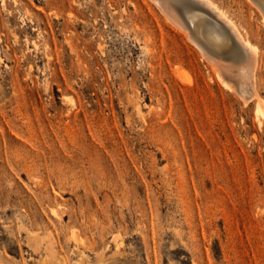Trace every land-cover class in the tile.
Returning a JSON list of instances; mask_svg holds the SVG:
<instances>
[{"label": "rangeland", "instance_id": "obj_1", "mask_svg": "<svg viewBox=\"0 0 264 264\" xmlns=\"http://www.w3.org/2000/svg\"><path fill=\"white\" fill-rule=\"evenodd\" d=\"M214 1L264 97V0ZM188 38L154 0H0V264H264V118Z\"/></svg>", "mask_w": 264, "mask_h": 264}, {"label": "bare ground", "instance_id": "obj_2", "mask_svg": "<svg viewBox=\"0 0 264 264\" xmlns=\"http://www.w3.org/2000/svg\"><path fill=\"white\" fill-rule=\"evenodd\" d=\"M199 1L206 4L213 12H215L217 17L223 21L227 28L235 35L236 39L239 41L238 43H240L243 49L242 59H238L237 61L231 63L219 59L218 55L217 57L214 56V53L212 54L210 52L207 43L200 39V37L196 34L197 32L194 31L193 24L189 22L185 16L181 15L179 11L172 9L166 0H154L163 13H165L167 19L169 18L174 25L185 31L186 35L196 44V46L200 48L208 61L210 60L211 64H214L217 75L225 86L237 91L245 101L250 100L252 97L257 99L256 114L258 118H264V97L260 95L257 89L256 70L259 63L258 47L254 45L244 34L237 21L234 20V18H232L229 13L217 2L214 0ZM203 20L204 22L202 23L204 27H207L213 33L218 32L219 29L218 27H215V22L212 20ZM180 69H178V71H181Z\"/></svg>", "mask_w": 264, "mask_h": 264}]
</instances>
